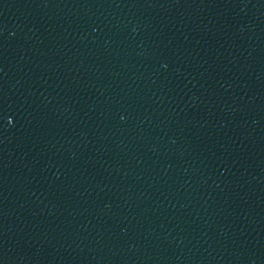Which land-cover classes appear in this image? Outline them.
Masks as SVG:
<instances>
[{
	"label": "water",
	"instance_id": "water-1",
	"mask_svg": "<svg viewBox=\"0 0 264 264\" xmlns=\"http://www.w3.org/2000/svg\"><path fill=\"white\" fill-rule=\"evenodd\" d=\"M0 264H264V0H0Z\"/></svg>",
	"mask_w": 264,
	"mask_h": 264
}]
</instances>
